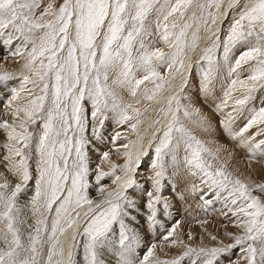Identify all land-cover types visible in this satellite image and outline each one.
<instances>
[{"label":"snow or ice","instance_id":"1","mask_svg":"<svg viewBox=\"0 0 264 264\" xmlns=\"http://www.w3.org/2000/svg\"><path fill=\"white\" fill-rule=\"evenodd\" d=\"M225 2L63 0L57 8L55 0H49L37 18L35 11L41 7L42 0H0V32L8 35L4 43H9L18 33L32 44L25 64L29 74H22L19 89H13L7 101L16 121L0 122L8 137L4 144L7 151L2 157L5 171L0 172V264H76L77 235L84 238L85 264H107L103 254L108 250L119 257L117 264H181V260L192 253L197 259L203 257L202 264H217L222 254L236 246H244L246 264H264V199L253 194L258 189L264 195V184L250 186L239 177L233 178L226 166L214 167L206 158L213 155L212 151L184 122L187 119L194 125H202L205 119L198 108L182 103L188 84L182 57L189 47V30H192L191 47L194 49L201 26L211 31V25L234 12L223 41L219 29L209 36L211 44L202 56L207 67L201 72V90L205 95L212 91L214 75L221 67V56L217 53L222 49L223 64L229 76L235 74L236 78L230 81L217 110L223 112L228 107L237 86L244 90L242 97L234 100L232 110L222 123L230 135L240 138L253 156H264V139H255L264 136V107L250 108V117L244 126L238 131L232 128L236 119L233 113H239L253 99L254 93L264 88V0H227L222 13ZM45 16L50 18L44 20ZM37 30L42 32L39 37ZM157 42H163L170 51L155 47ZM238 46L244 50L233 62L231 54ZM19 54V51L13 53ZM161 65L170 75L175 73L173 78L178 76L180 84L176 94L163 99L168 106V119L151 162L154 191L146 192L150 227L153 230L157 225L163 227V222L157 219L158 205L162 204L167 215H171L167 212L170 204L161 193L164 180L171 179L167 176L169 167L172 175L178 176L182 164L189 175L200 178V183L217 200L231 207L243 231L234 236L233 244L221 241L219 247L198 250L189 247L183 256L168 260L156 256L157 245L152 243L138 259L137 249L143 246V238L126 223L127 218L135 219L131 210L137 208L128 190L143 188L135 177L142 163L141 156H146L147 152H138L134 157L125 144L123 165L112 163L107 172L97 166V184L105 177H112L116 187L106 190L101 185L97 188L101 199H90L87 152L90 141L85 135L89 116L84 101L87 98L91 104L92 133L96 139H101L100 129L109 119V113L117 124L135 119V123L130 124L135 130L140 123L141 110L125 103L117 89H126L137 97L141 85H145L143 99L155 101L168 82L158 70ZM245 65L249 75L240 79L239 70ZM9 75L5 73L0 79H8ZM146 82L154 87L148 88ZM28 84L39 89L40 94L33 95L26 87ZM21 92H27L31 98L23 105L14 106ZM37 121L42 122L38 135L31 130ZM254 127L256 133L246 136ZM119 137L117 132L113 143ZM181 147L182 160L178 156ZM33 156L35 169L31 165ZM102 159L109 160V153L104 152ZM118 169L121 175L116 174ZM33 181V195L22 204L19 197ZM195 187L193 185V190ZM177 194L183 198L182 193ZM212 203L210 199L204 201L205 205ZM29 219H34V223H29ZM178 226L179 222L166 230L163 239L173 237ZM69 229L74 231L73 243L66 251L61 237ZM171 243L176 244L178 240L172 239ZM192 264H196V260Z\"/></svg>","mask_w":264,"mask_h":264},{"label":"rangeland","instance_id":"2","mask_svg":"<svg viewBox=\"0 0 264 264\" xmlns=\"http://www.w3.org/2000/svg\"><path fill=\"white\" fill-rule=\"evenodd\" d=\"M48 2L49 0H42L41 7L35 11V16L37 18L40 16L41 11ZM62 2L63 0H55V7L58 8ZM226 6L227 0L224 7L221 8V12H223V9ZM190 14L191 12L189 13V15ZM234 15V12H229L227 19H225V21H222V26L218 32L221 41L224 40V37L227 34L229 25L232 22ZM49 18L50 17L45 16L44 20H47ZM171 19L172 18H170V22ZM177 22L182 23L183 21ZM218 22H221V20H218L217 24H219ZM216 25H211V29L213 27H216ZM8 32L11 33L12 29H8ZM208 32L210 31L201 26L198 33L199 39L197 40V43L201 40L203 35ZM40 35H42V32L37 30L36 36L39 37ZM191 37L192 30H189V47L185 50V55L182 57L185 60V65L189 59V53L192 50ZM7 39L8 35L4 32H0V77H2L5 73L10 74L8 79H0V122L8 120L9 123H13L16 121V117H14L13 115V108L7 107V101L11 99L13 95L12 90L19 89L22 80V74H29L28 70L25 68V64L28 61V56L29 52L31 51L32 44L30 41L25 40L24 37L20 36L18 33H15L12 36V39L9 43H4V41ZM210 44L211 41L209 40L208 36V38H206L204 42L202 53L200 54L196 63H194V67H192L191 75L188 78L189 82L187 87L184 89V98L182 99V103H184L185 105H190L192 108H198L200 111L202 107L205 106L206 102V99H204L205 94L202 92V90H200V84L202 80V67L204 66V64H206V62L202 60V56L204 53V49L209 47ZM154 46L161 47L165 51H170L167 45L163 44V42H157ZM243 50L244 49L242 47L238 46L233 50L231 56L238 57L240 52H242ZM18 51L20 53L19 55H13V53H17ZM217 55L221 56L222 61V49L217 53ZM246 68H244L243 70H246ZM158 70L160 71L161 75L164 76L168 81L163 87L165 88L170 83H172L175 73L170 75L164 65H161ZM220 70H222V65L220 67ZM246 72L248 71L246 70ZM215 75H218V73H216ZM248 75H245L244 73L245 79ZM222 78L223 79L221 81H226L224 79V76H222ZM198 79L200 80L198 81ZM219 79L220 78L218 77L217 80ZM232 79L234 78L228 79L229 81L222 87L219 93L215 92L216 94H220V103L224 100V92L227 90L228 85L230 84V81ZM220 83L221 82L217 83L216 85ZM146 86L148 88L154 87V85L149 82H146ZM26 87L32 90L33 95L40 94L39 89L33 88L31 84H28ZM144 87L145 85H141L137 97H133L126 89H117V91L120 93L125 103H130L134 107L140 108L141 113H145L146 111L149 112L148 105L151 101L143 99L142 93ZM261 90H264V88L258 89L254 93L253 99H251L239 113H233V115L236 117V119L232 123V128L234 131H238L247 122V119L250 117L249 109L253 107V102L256 100H258L259 102V99H261V97L258 96ZM238 94H244V90L239 88V86H237V91L233 93V99L229 100L228 107L225 108L223 112L219 111V117L221 119L223 115H225V117L227 118V113L232 110L234 100L238 97H242ZM30 98L31 97H29L27 92H21L20 99L14 102V106L17 104L23 105ZM137 99L140 100L139 104L136 103ZM192 99L194 100L192 101ZM262 99L264 101V97ZM197 101L198 104L195 103ZM162 103L163 101L157 109L155 121L158 120L162 115L160 114V109L163 108L164 105V103L163 105ZM84 107L87 110L89 116L88 127L85 133L87 139L90 141V144L87 147L90 168L89 182L91 185L88 190V195L90 199L94 200L97 196H101V194L97 191V188L99 186L103 185L107 190L108 188L112 187V185H114L112 177H105L99 182V184H97L95 180L97 166H99L100 170L107 172L110 170V166L112 163L123 165L126 160V157L123 155L124 151H126V149L123 148V145L125 144L129 145V148L127 150H131L134 153L135 157L136 152L135 147H133V142L138 132L137 129L140 123L137 125L136 129L133 130L130 127V124L135 123V119L125 124H117L116 120L112 118L113 114L109 113V119L104 122L103 128L100 129L101 139H96L92 133L93 121L90 116L92 109L91 104L87 100V98L84 101ZM260 107H264V102L263 104H260ZM206 109L210 110L209 107H207ZM213 116L215 117L214 114ZM141 118L142 115L139 117L140 122ZM184 122L186 126L192 129L197 138L204 143L205 147L212 151L213 155H206V158L211 160L214 167H219L221 165L226 166V171L230 172L233 178L239 177L250 186H254L255 184H264V156H261L259 154L253 156L249 152L248 147L241 143L240 138L230 135L224 125L215 127L210 126L207 123V119H204L202 125H194L187 119H185ZM41 127L42 122L37 121L35 125L31 126V130L38 135ZM162 130L163 129H161L160 135L162 134ZM256 131L257 128L254 127L245 135L252 136L254 133H256ZM117 132L120 133V137L115 140V143H113V137ZM159 138L160 137H158V140L155 142L154 146L159 142ZM255 139H264V136H256ZM7 140V131L3 127H0V172L5 171L2 157L6 154L7 151L6 148H4V144L7 143ZM214 140L219 141L221 145L223 144L222 147L219 148V146L213 145ZM130 141L132 143H129ZM232 149L236 150L237 152H241V154L243 155L241 156V159L237 154L231 152ZM104 152L109 153V160L107 161H104L102 159V154ZM244 152L246 154H244ZM183 155L184 150L183 147H181L178 153V156L181 158V160L183 158ZM154 158L155 153L153 149L150 156L146 157L143 160L144 163L139 168V171L137 172V175L135 177L138 184L143 185V188L137 187L128 190V195L136 201L137 208L131 210V216L135 219L127 218L126 223L130 228L137 230L143 238V246L137 249L138 259L143 257L146 252L147 246L152 243H155L157 245L156 256L159 257L160 260H168L183 256V253L187 251L189 247L197 250L200 248L219 247L221 246V241H223L224 244H233L234 236L241 234V232L243 231V229H241L238 225L237 216L234 215V212L229 205H226L223 200H217L215 196L208 191L207 187L200 183L199 177L189 175L182 164L181 172L178 176H173L172 169L171 167H169L167 176L171 177V179L166 178L164 180V190L161 193V195L165 199H167L170 204V208L167 210V212H170L171 215H167V213L163 209L162 204L158 205L157 207L160 209V211L158 212L157 219L163 222V227L157 225L155 230L150 227V224L147 220V216L150 213L146 207V203L148 200L146 192L154 191L151 181V177L154 175V172L151 168V162ZM225 158L226 160H228V163L225 162ZM35 159V156H33V160L31 161L33 169H35ZM231 160L233 161L229 163ZM260 160L263 162H261ZM255 162H257L258 164H256ZM33 174L35 175V171ZM116 174L120 175L122 173L118 169ZM243 175L246 176V179ZM9 179L12 180L13 183L16 182L15 179L11 176H9ZM193 185L196 186L195 190H193ZM33 191L34 181L29 182L26 192L20 195V202L22 204L27 203L28 200H30V198L32 197ZM177 193H182L183 198H181V196ZM253 194L261 196V198L264 199V195H262L258 189L254 190ZM209 199L212 200L213 203L211 205H205L204 201ZM49 220H51V217H49ZM28 222L34 223V219H29ZM177 222H179V226L177 227L173 237L169 238L168 240H164L163 237L167 234L166 230L171 229V227ZM228 233H232L233 235H227ZM213 237H216V239H213ZM172 239H177L178 243H171ZM83 243L84 238L82 236H78L76 241L77 247L74 255L76 264H85L83 255ZM243 247L244 246H236L228 253L222 254L219 257L217 264H246V260L244 259L245 252L243 251ZM103 258L107 261V264H117L119 260V257L116 256L115 253H113L111 250L106 251L103 254ZM193 260H196V264H202L203 257L197 259L195 253H192L189 256H185L181 260V264H192Z\"/></svg>","mask_w":264,"mask_h":264},{"label":"bare ground","instance_id":"3","mask_svg":"<svg viewBox=\"0 0 264 264\" xmlns=\"http://www.w3.org/2000/svg\"><path fill=\"white\" fill-rule=\"evenodd\" d=\"M226 7L223 9V12L225 11ZM223 20L225 21V19L221 18V22H218L219 24H217L216 27H213L210 32L203 35V37L197 43V46L194 49L191 48L192 50L189 53L190 54L189 59L186 63V69L184 72V75L187 79L191 75V71H192V67L194 66V63H196L197 59L199 58L200 54L202 53V50H203L202 48L204 46V42H205L206 38H208V36H211L212 32H215L217 29L221 28ZM179 84H180V78L177 76L176 78L173 79L172 83H170L167 87L163 88L159 92L157 99L155 101H151L149 103V105H148L149 108L147 107L149 112L146 111L145 113H142L141 122L138 126V129H137L138 132H137L136 137L134 138L135 140L133 142V147H135L136 153L147 152L146 156H143V155L141 156L142 163H141L140 167L144 163L143 160L146 157H149L150 154L152 153V150L155 147L154 144L158 140V137H160L161 129H163L164 125L167 123V119H168V114H167V107L168 106H167V104L164 103V105H163V103H162L165 111L160 113L162 115L158 119L160 121L159 124L155 123V116H156L157 109L159 108V106L161 105V102L163 101V99L165 97L171 96V95L176 94L178 92ZM225 160H226V158H225ZM230 163H231V161H230ZM139 168L137 169V172L139 171ZM115 187H116V185L114 184V185H112V187L108 188L107 190H111ZM100 199H101V196H97L94 200H100ZM82 217H83V212H81V218ZM73 234H74V231L72 229H69V231L63 237H61L63 246H64L66 251L71 247V245L73 243V241H72ZM78 236L79 235L76 236V241H77Z\"/></svg>","mask_w":264,"mask_h":264},{"label":"crops","instance_id":"4","mask_svg":"<svg viewBox=\"0 0 264 264\" xmlns=\"http://www.w3.org/2000/svg\"><path fill=\"white\" fill-rule=\"evenodd\" d=\"M235 56H231V59H232V61L234 62V60H235ZM205 62V61H204ZM221 65H222V70H219V72H218V75H214V80L212 81V86L214 87H212V91L208 94V95H205V98L204 99H206V102H205V106H203L202 107V109H201V111H200V114L205 118V120L207 119L208 120V124L210 125V126H222L223 125V123H222V121H224L225 119H226V117H225V115H223V117H222V119L219 117V111L217 110V105H219L220 104V100H221V97H220V94H216V93H219L220 91H221V89H222V87L224 86V85H226L227 84V82L229 81L228 79L229 78H236V76H235V74L234 75H232V76H229V74H228V72H227V67L223 64V61H221ZM207 67V64H204V66L202 67V69H204V68H206ZM247 66L245 65L243 68H241L240 70H239V77H242V78H240V79H245V77H244V73H245V75H248V72H246V70H243L244 68H246ZM247 69V68H246ZM220 72H221V74H220ZM220 75V76H219ZM222 76H224L225 78V80L226 81H221L223 78H222ZM217 77V78H216ZM218 77L220 78L219 80H217L218 79ZM200 79H198V81H199ZM219 82H221L220 84H218V85H216L217 83H219ZM200 90H201V84H200ZM203 92V91H202ZM216 92V93H215ZM238 95H243V94H238ZM259 97H261V99H259V102H258V100H256V101H254L253 102V107H255V108H260V104H263V97H264V90H261L260 92H259V95H258ZM194 99H192V101H193ZM196 104H198V101L197 102H195ZM207 107H209L210 108V110H207L206 108ZM213 114L215 115V117L213 116ZM213 145H215V146H219V147H222V145L219 143V141H216V140H214L213 141ZM232 148V147H231ZM236 150H234V149H232V151L231 152H233V153H235V154H237L238 156H239V158L241 159V156H243L242 154H241V152H235ZM244 154H246L245 152H244ZM262 159V158H261ZM233 160H231V162H232ZM257 161H259V160H257ZM261 161V160H260ZM225 162L226 163H228V160H225ZM261 162H263V161H261ZM230 163V162H229ZM256 164H258L257 162H255ZM255 163H253V164H255ZM260 166V165H259ZM233 167V166H232ZM264 168V167H263ZM244 176V175H243ZM245 177V179H246V176H244Z\"/></svg>","mask_w":264,"mask_h":264},{"label":"flooded vegetation","instance_id":"5","mask_svg":"<svg viewBox=\"0 0 264 264\" xmlns=\"http://www.w3.org/2000/svg\"><path fill=\"white\" fill-rule=\"evenodd\" d=\"M194 67V66H193Z\"/></svg>","mask_w":264,"mask_h":264}]
</instances>
